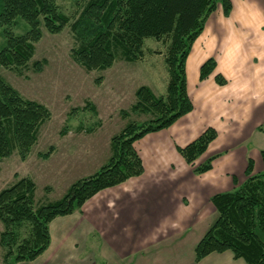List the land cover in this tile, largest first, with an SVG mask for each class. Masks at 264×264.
Instances as JSON below:
<instances>
[{"label":"trees","instance_id":"trees-1","mask_svg":"<svg viewBox=\"0 0 264 264\" xmlns=\"http://www.w3.org/2000/svg\"><path fill=\"white\" fill-rule=\"evenodd\" d=\"M219 9L228 18L232 1L89 0L71 24L54 0H0V32L6 39L0 51V69L21 74L35 57L42 29L59 35L70 27L78 45L73 50L74 60L88 72L112 68L118 52L125 61L138 62L147 40L168 41L169 72L166 98L156 97L148 87L136 93L138 102L132 113L150 116L149 122L127 124L111 140L109 161L95 175L73 184L61 200L36 208V184L30 178H17L0 192V221L4 227L0 245L8 250L4 259L7 264L36 261L51 244L50 225L55 219L73 215L99 193L143 175V163L134 145L149 134L170 128L194 110L187 89L186 64L207 21ZM20 21L28 31L15 35L11 30ZM45 63L33 64L36 73L43 71ZM216 69V60L209 59L201 67L200 81L214 75ZM215 80L219 86L228 84L221 74ZM50 119L46 106L25 99L0 76V161L15 152L25 161L37 145L42 126ZM217 136L216 130L209 128L192 144L178 148L196 175L212 170L215 158L199 166L196 163ZM262 160L264 164V152ZM251 174L252 162L247 169L249 178L240 188L212 198L218 217L196 248V262L212 254L231 252L246 264H264V171L253 177ZM26 224L32 227L33 238L18 244L17 231Z\"/></svg>","mask_w":264,"mask_h":264},{"label":"crops","instance_id":"crops-1","mask_svg":"<svg viewBox=\"0 0 264 264\" xmlns=\"http://www.w3.org/2000/svg\"><path fill=\"white\" fill-rule=\"evenodd\" d=\"M231 1L230 16L209 18L187 60L194 110L135 143L143 175L99 193L73 215L55 219L47 251L34 262L19 264H246L231 252L196 262L200 241L180 244V255L175 251L177 240L183 242L207 216L217 214L213 197L247 181L250 162L252 177L264 171V34L257 32V25L264 23H257L255 3ZM226 20L240 30L227 49L222 39ZM214 39L217 54L210 52ZM212 57L217 59L216 72L201 82V67ZM218 74L227 85L217 84ZM209 128L216 130L217 139L196 165L215 160L210 172L198 176L178 148L192 144ZM87 149L73 153L81 156Z\"/></svg>","mask_w":264,"mask_h":264},{"label":"rangeland","instance_id":"rangeland-1","mask_svg":"<svg viewBox=\"0 0 264 264\" xmlns=\"http://www.w3.org/2000/svg\"><path fill=\"white\" fill-rule=\"evenodd\" d=\"M54 1L72 24L89 0ZM247 1L257 6V23H264V15H258L264 13V0ZM221 13L219 9L214 14ZM225 22L227 27L222 39L227 49L236 35L234 33H240V30H236L231 21ZM257 28L259 34H264V24L257 25ZM11 31L15 35H23L28 26L20 21L19 26ZM5 43L6 39L0 32V51ZM77 46L70 27L59 35H51L42 29V39L36 44L35 57L28 68L21 74L0 69V76L22 97L46 106L51 113V119L40 130L37 145L25 161L18 152L0 161V192L12 186L17 178H30L36 184V208L61 200L73 184L99 172L110 159L112 138L127 124L149 122L150 116L132 113L138 102L136 93L141 87H148L158 98L167 97L168 41L147 40L143 58L138 62L125 61L118 52L112 68L93 72L75 62L73 50ZM225 49L222 48V51ZM210 50L217 54L219 47L216 39ZM211 59L217 62L216 58ZM41 61L46 62L43 71L36 73L33 64ZM81 149H87L81 156L73 153ZM49 152H52L51 155ZM48 154L50 157L44 159ZM108 154L109 159L106 160ZM213 215L207 216L201 227L181 239L183 242L177 240L179 247L175 251L178 249L179 255L182 253L180 244L201 241L198 239H202L217 220L218 215ZM3 231L0 221V236ZM33 235L32 227L26 224L17 231V243L21 244ZM7 253L8 250L0 245V264H7L4 261Z\"/></svg>","mask_w":264,"mask_h":264},{"label":"clouds","instance_id":"clouds-1","mask_svg":"<svg viewBox=\"0 0 264 264\" xmlns=\"http://www.w3.org/2000/svg\"><path fill=\"white\" fill-rule=\"evenodd\" d=\"M258 15H264V13H258Z\"/></svg>","mask_w":264,"mask_h":264}]
</instances>
